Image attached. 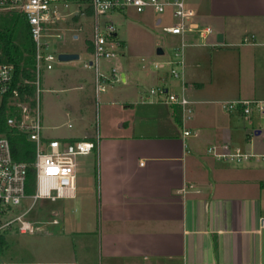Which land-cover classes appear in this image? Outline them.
Segmentation results:
<instances>
[{"label": "crops", "instance_id": "0c3cea01", "mask_svg": "<svg viewBox=\"0 0 264 264\" xmlns=\"http://www.w3.org/2000/svg\"><path fill=\"white\" fill-rule=\"evenodd\" d=\"M196 4L194 22L214 29L207 40H193L196 36L187 32L180 80L169 76L167 67L135 68L132 59L124 64V40L120 80H108L103 91L95 88L94 68L83 67V62V68L54 73L53 81L81 91L66 101L80 117L90 108L93 93L98 97L106 91L109 99L122 101L107 102L117 113L112 125L99 126L95 137L89 131L75 137L96 141L91 153L97 197L94 202L82 196L80 219L63 218L73 233L69 263L264 264V226L259 224L264 157L224 160L207 151L216 145L264 153V123L257 126L254 118L221 106L223 100L264 97V0ZM156 15L158 26L171 20L169 14ZM76 35L78 39L77 32L71 37ZM85 42L84 52L91 58L90 37ZM162 43L157 47H168L166 40ZM65 52L79 55L77 50ZM112 64L100 61V69L107 73ZM53 84L48 81L51 91ZM161 84L191 101L186 126L196 135L182 136L174 107L148 99L140 102L148 88ZM130 100L133 106H124ZM51 214L47 224H58L57 211Z\"/></svg>", "mask_w": 264, "mask_h": 264}, {"label": "built area", "instance_id": "2783aa9c", "mask_svg": "<svg viewBox=\"0 0 264 264\" xmlns=\"http://www.w3.org/2000/svg\"><path fill=\"white\" fill-rule=\"evenodd\" d=\"M68 2V0H0V9L17 10L25 14L34 42V78L24 79V82L34 85V94L21 95L19 86H13L14 63L0 59V105L5 98V125L7 129L23 131L34 143L33 165L36 169V192L32 195L34 199L44 197L54 200L59 197H72L76 157L79 154L91 153L95 147V143L90 139H77L72 142L57 138L43 139L39 110L41 72L52 69L54 63L59 60V52L51 51L50 40H59L65 30L73 29L66 23V19L64 20L65 13L60 9V5L67 7ZM88 4L92 10L90 15L84 10L87 4L78 1L77 9L70 12L69 18L73 16L78 19L91 18V58L83 61V67L94 68L97 91H103L108 80H120L122 70L124 44L117 36L115 23L103 17L106 14L112 15L127 7H131L136 12L150 9L159 15L169 14L173 19L171 24L164 27L166 32L183 36L187 32L194 31L200 34L202 40H206L212 33L210 26L197 24L192 20L196 15V0H89ZM81 28V25L77 26L78 30ZM76 38L77 35L74 39ZM184 47L185 42L181 40L179 45L173 47L169 58L153 61V68L167 67L170 76L181 78L185 72ZM1 53L0 50V56ZM101 59L112 60L113 64L110 65L109 72L100 69ZM145 95L141 96L140 102H146L148 99L169 106H178L182 136L196 135L195 131L186 126V121L192 114V106L191 101L183 93L168 89L161 84L148 88ZM133 104L134 102H128L124 106L131 107ZM221 106L228 111L238 110L247 119L254 116L264 119V98L228 99L221 101ZM207 151L216 158L224 160L241 161L264 157L262 152H246L237 148L219 149L216 145L209 146ZM28 165V162L13 158L8 133L0 127V219L12 212V208L19 205L26 197L25 180ZM23 215L24 213H19L3 221L0 228L16 222L19 232H33L35 226L31 221L24 219ZM259 224L264 226V211L259 215ZM0 264L7 262L0 258Z\"/></svg>", "mask_w": 264, "mask_h": 264}, {"label": "rangeland", "instance_id": "374dc122", "mask_svg": "<svg viewBox=\"0 0 264 264\" xmlns=\"http://www.w3.org/2000/svg\"><path fill=\"white\" fill-rule=\"evenodd\" d=\"M68 1L67 7L64 8L60 5V9L62 13H65L64 20H69L73 29L71 31L65 30L63 37L59 40H50V46L51 51L54 52L77 50L79 57L70 60H57L52 71L43 70L41 72L42 89L39 96V110L42 117L43 131L47 137L58 139L63 137H83L81 134H84L85 131H89L95 137L97 129L99 131V126L112 125L113 118L117 115V113L111 111L109 106L111 102H107L112 100L117 102L118 105L122 101L117 98L109 99V95H105L106 91L100 92L98 97L93 93L90 108L87 109L88 111L86 110L85 114H82L83 117H80L70 110L66 101L68 98L72 100L71 98L81 91L70 84L63 86L59 84V81H53L55 79L53 77L54 73L57 70L83 68V60L90 58V55L84 52V48L86 47L85 40L91 37L92 33L91 18H79L78 20L69 18L71 17L70 12L77 9L78 1ZM9 12L6 10V13ZM156 16V13L154 14L150 9H145L143 12L138 13L131 7H127L123 12H115L112 15L106 14L103 16L115 23L117 36L124 40L127 45L124 64L125 62L127 63V60L132 59L131 62L135 68L141 67L144 70H150L152 69L153 61H162L170 57L173 51V46H171L174 44L173 42L190 40L185 38L188 33L182 38L181 34H172L165 31L164 27L173 20L171 17V20L167 18L162 25L158 26L154 23ZM194 21H197L196 18ZM79 25L82 26L80 30L77 29ZM210 27L214 29L213 26ZM213 31L215 32V30ZM74 32L79 35L78 39L71 37L70 34ZM191 34L196 36L193 40H202L198 32L191 31ZM163 40L167 41L166 47H168H163L164 55L157 54L155 48L163 45ZM179 44L180 41L178 42ZM170 46L171 48H169ZM139 52L142 54H139ZM100 61L106 64L112 63L111 60L106 59H101ZM48 81L54 82L53 87L55 89L53 91L49 90ZM114 85L117 88L121 87L120 83ZM107 99L109 100L107 101ZM133 101L130 100L128 102L133 103ZM66 112H69L70 115L67 116ZM253 122L258 126L259 123H264V119L254 116ZM95 172V154H79L76 157V179L72 197H59L52 201L50 198L40 197L34 199L32 196H26L19 205L14 206L12 212L1 218L2 222L16 214L24 213L23 218L31 221L33 226H35V230L31 233L19 232L16 222L0 228L6 238V244L0 251V258L7 264H53V262L56 264H72L69 261L72 257L71 248L74 243L72 241L73 233L68 230L66 220H63V218L67 220L80 219L82 196L84 197L83 200L92 198L95 202L97 197ZM62 208H64L63 211ZM52 209H55L57 217L61 218L58 224H47L53 217L51 214ZM52 221L56 222V220Z\"/></svg>", "mask_w": 264, "mask_h": 264}, {"label": "trees", "instance_id": "16d2710c", "mask_svg": "<svg viewBox=\"0 0 264 264\" xmlns=\"http://www.w3.org/2000/svg\"><path fill=\"white\" fill-rule=\"evenodd\" d=\"M77 1L85 3V5L87 4L84 10L87 15H90L92 10L88 4L89 0ZM8 11L10 12L6 13V10L0 9V50L2 52L0 59L12 62L15 65L13 86H19L21 95L25 93L27 95H32L34 94V85L24 82V79L31 80L34 78V42L31 37L30 26L24 13L17 10ZM71 19L78 20L76 16H73ZM66 23L70 24L69 20H66ZM181 78H183V76ZM172 107L177 109V111L179 110L178 106L173 105ZM5 111L6 99L3 98L0 105V127L5 129L8 133L13 158L29 163L26 172L25 193L27 197H30L36 192V169L33 165L35 159L34 143L27 138L26 133L23 131L12 128L7 129L4 121ZM177 121L180 128V111ZM48 138L49 137L43 136V139ZM77 139L78 138H60L59 140L72 142ZM83 139L92 140L95 143L93 150L96 149L95 139L88 137ZM1 223L2 220L0 219V224ZM5 244V234L0 231V251L4 248Z\"/></svg>", "mask_w": 264, "mask_h": 264}, {"label": "water", "instance_id": "95a60500", "mask_svg": "<svg viewBox=\"0 0 264 264\" xmlns=\"http://www.w3.org/2000/svg\"><path fill=\"white\" fill-rule=\"evenodd\" d=\"M218 40H221V36L219 37ZM163 50L160 47L156 48V53L157 54H162ZM79 57L78 53L76 52H59L58 53V59L59 60H70V59H77Z\"/></svg>", "mask_w": 264, "mask_h": 264}]
</instances>
